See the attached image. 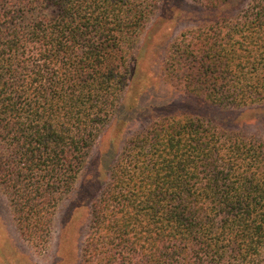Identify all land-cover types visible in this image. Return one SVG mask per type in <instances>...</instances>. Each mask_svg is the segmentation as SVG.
I'll list each match as a JSON object with an SVG mask.
<instances>
[{"label":"trees","instance_id":"obj_1","mask_svg":"<svg viewBox=\"0 0 264 264\" xmlns=\"http://www.w3.org/2000/svg\"><path fill=\"white\" fill-rule=\"evenodd\" d=\"M207 12L166 51L180 91L264 104V0ZM163 0H0V188L41 245L130 81ZM119 151L91 204L80 264H264V142L165 115Z\"/></svg>","mask_w":264,"mask_h":264},{"label":"rangeland","instance_id":"obj_2","mask_svg":"<svg viewBox=\"0 0 264 264\" xmlns=\"http://www.w3.org/2000/svg\"><path fill=\"white\" fill-rule=\"evenodd\" d=\"M194 0H163L141 33L130 81L120 106L91 149L73 191L58 205L45 243L28 240L17 227L0 188V264H80L91 204L107 183L119 151L165 115H190L264 142V104L246 108L211 106L181 92L167 72L166 51L183 32L201 27L207 12Z\"/></svg>","mask_w":264,"mask_h":264}]
</instances>
